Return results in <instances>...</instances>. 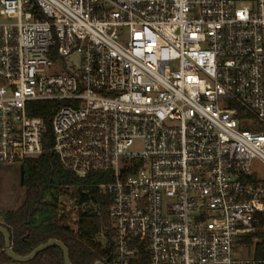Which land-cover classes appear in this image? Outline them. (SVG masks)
<instances>
[{
    "label": "built area",
    "instance_id": "obj_1",
    "mask_svg": "<svg viewBox=\"0 0 264 264\" xmlns=\"http://www.w3.org/2000/svg\"><path fill=\"white\" fill-rule=\"evenodd\" d=\"M0 17V163L40 157L35 103L57 102L63 168L111 176L107 264H264L240 256L264 214V0H0ZM89 190L59 196L71 224Z\"/></svg>",
    "mask_w": 264,
    "mask_h": 264
},
{
    "label": "trees",
    "instance_id": "obj_2",
    "mask_svg": "<svg viewBox=\"0 0 264 264\" xmlns=\"http://www.w3.org/2000/svg\"><path fill=\"white\" fill-rule=\"evenodd\" d=\"M33 115L45 121L46 129L42 135L43 152L40 157L27 159L20 164L23 168L25 195L22 203L14 210L0 213V226L11 235L12 250L20 256L29 255L35 248L52 239L61 241L68 249L72 264H107L114 253V232L108 217L109 196L101 193L96 185L111 181L108 173H94L80 179L61 165L52 152V118L58 108L57 102H36ZM240 118H253L237 106ZM90 185L88 194L77 193L83 205L78 212L77 221L70 223L71 215L60 211L58 198L63 195L67 185ZM255 233L247 235L243 244L253 248L256 260L264 261V214L258 216ZM102 237L103 239H101ZM105 240V241H104ZM146 255L138 264H146ZM0 264H65L60 248L52 247L39 253L28 263L11 260L5 252V239L0 234Z\"/></svg>",
    "mask_w": 264,
    "mask_h": 264
},
{
    "label": "rangeland",
    "instance_id": "obj_3",
    "mask_svg": "<svg viewBox=\"0 0 264 264\" xmlns=\"http://www.w3.org/2000/svg\"><path fill=\"white\" fill-rule=\"evenodd\" d=\"M24 195L25 187L21 182L20 164L0 163V213L18 208L24 199ZM253 251V248L243 246L240 256L251 257Z\"/></svg>",
    "mask_w": 264,
    "mask_h": 264
},
{
    "label": "water",
    "instance_id": "obj_4",
    "mask_svg": "<svg viewBox=\"0 0 264 264\" xmlns=\"http://www.w3.org/2000/svg\"><path fill=\"white\" fill-rule=\"evenodd\" d=\"M21 182L23 184V168L22 167H21ZM0 234H2L4 236V239H5V252H6L7 256L15 262L28 263V262L34 260L35 257L39 253L44 252L49 248L57 247V248H60L63 252L65 264H72L70 261L69 251H68L67 247L59 240L52 239V240L48 241L47 243L40 245L39 247L35 248L29 255L20 256V255H17L16 253H14V251L12 250L11 235H10L9 231L5 227L0 226ZM95 264H104V263L99 261V262H96Z\"/></svg>",
    "mask_w": 264,
    "mask_h": 264
}]
</instances>
